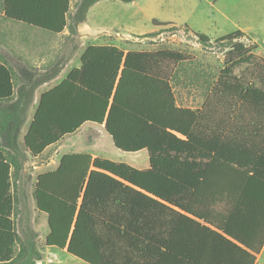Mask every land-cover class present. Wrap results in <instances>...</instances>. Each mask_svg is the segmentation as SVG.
I'll return each mask as SVG.
<instances>
[{
  "label": "trees",
  "instance_id": "16d2710c",
  "mask_svg": "<svg viewBox=\"0 0 264 264\" xmlns=\"http://www.w3.org/2000/svg\"><path fill=\"white\" fill-rule=\"evenodd\" d=\"M99 1L5 0L3 10L9 20L53 35L67 32L74 41ZM190 32L203 47L212 41ZM243 39L250 41L235 31L215 41L232 43L228 60L206 93L209 100L195 111L172 95L175 72L190 55L88 46L81 66L41 94L24 137L36 91L70 59L36 67L0 39V264L42 260L37 230L27 217L18 216L17 226L12 217L25 195V164L85 125L103 127L119 151H146L149 168L89 153L64 155L34 183L36 211L47 220L45 246L66 249L86 264H255L264 245V78L228 79L242 66L264 70V59ZM154 81L171 91L162 103L149 96ZM211 95L218 101L234 96L239 110L215 109ZM149 223L158 227L152 231ZM165 223H187L190 236L210 240L221 257L200 259L197 243L167 244Z\"/></svg>",
  "mask_w": 264,
  "mask_h": 264
},
{
  "label": "rangeland",
  "instance_id": "374dc122",
  "mask_svg": "<svg viewBox=\"0 0 264 264\" xmlns=\"http://www.w3.org/2000/svg\"><path fill=\"white\" fill-rule=\"evenodd\" d=\"M74 2V0H72ZM206 11L210 8L207 6L200 7ZM261 9L258 6H236L228 7L227 10L232 15L230 22H225L228 32H233V27L242 26L245 24L243 18L246 15L253 14L254 17H258L259 20L252 23L254 26L259 27L261 23ZM235 20V21H234ZM259 25V26H258ZM261 29V28H260ZM258 30L260 35L261 30ZM112 36V35H111ZM106 37L98 43L110 45L117 44L119 49L124 53L130 50L138 51H155V50H173L184 52L193 58L188 64L180 66L175 72L176 83L173 87L172 95L175 94L177 99V105L191 107V110L200 109L203 104L209 100L206 93L211 89L213 79L221 73L224 67V63L228 60L227 53L230 50L232 43L222 41L215 42L219 38L212 39L211 43L203 47L192 33L186 31L184 27H177L173 25H167L165 27H159L154 32L143 36H131L121 41H116L113 37ZM67 32L61 35H49L41 31L22 26L18 23L5 20L0 16V39L3 40L4 46L7 41V47L13 50L16 54L22 56L27 62L34 66H41L53 61L56 57L61 59H70L63 68H71L79 64V56L81 51L83 52L90 43L85 40H81L78 35L74 38V41H69ZM252 44L250 41L243 39V43L247 47H256L255 54L264 59L261 52V38L257 37ZM75 46H79L78 50L73 54ZM71 61V62H70ZM66 66V67H65ZM257 75L264 78V70L256 68L254 66L239 67L236 68L233 74L229 77L230 83H236L242 79L246 74ZM58 81V80H57ZM57 81H54L47 86H43L38 90V95L42 90L52 88L56 85ZM151 89L149 96H159L160 103L167 99L171 94L170 89L166 84L161 82H151ZM211 97L210 104L215 109L220 111H227L229 109L239 110L238 101L233 97L227 96L224 100L218 101V98L213 95ZM156 99V98H155ZM157 102L158 99H156ZM37 101L34 102L29 112V119L23 128L21 137L26 134L29 123L35 112ZM91 148L96 149L99 152V157L124 162L127 164L139 165L135 162H147V152L141 151L139 153H126L117 150L111 138L106 134L103 127H96L91 125L83 126L76 134L65 138L60 143L48 148L44 153L38 157L28 156V162L24 168V178L20 183L25 195L20 197L19 204L16 203L15 215L12 214L14 223L17 226L18 216L19 219L27 221L37 230L40 235V249H45L44 239L48 233L46 217L36 211L35 201L33 198L34 183L36 178L45 172L55 170L61 158L66 154L79 153L83 151H89ZM14 179H12V182ZM19 183V182H18ZM12 192V191H11ZM13 194V193H12ZM17 248L15 247V250ZM73 259V261L78 260ZM260 264H264V255L260 259Z\"/></svg>",
  "mask_w": 264,
  "mask_h": 264
},
{
  "label": "crops",
  "instance_id": "0c3cea01",
  "mask_svg": "<svg viewBox=\"0 0 264 264\" xmlns=\"http://www.w3.org/2000/svg\"><path fill=\"white\" fill-rule=\"evenodd\" d=\"M4 1L5 0H0V16L5 20L17 23L5 17L3 10ZM70 1L73 4V1ZM203 6L209 7L210 10L206 11L200 8ZM236 6L262 7V24L260 25L261 29L252 24L255 21L259 20V18L254 17L252 13L250 15L247 14V17L243 18L245 22L244 25H242L241 27L236 25L232 29H235V31H241L247 36L252 44H254L253 42H255V40H258L257 37H260L261 52H263L262 55L264 56V0H135L131 3H123L117 0H103L97 2L88 10L85 22L78 26V33L80 39L90 43V46H114L118 48L119 46L117 44L106 45L98 42L102 41L106 37L109 38L111 35V37L119 42L131 36H143L150 34L157 30V28H159L155 27V25L153 24V21H156L161 24L173 25L177 27L187 26L190 31L206 35L212 40L230 34V32H228L230 30L226 29L224 25L225 22H230L232 20V15L228 12L227 8ZM21 25L26 26L23 24ZM259 29L261 30L260 35L258 33ZM43 33L53 35L46 32ZM5 44V47L8 50L15 53L13 50L7 47V41L5 42ZM82 53L83 52L81 51V54L78 58L79 64L77 66L71 68L67 67L66 69L63 68L57 78L43 86H47L48 84L57 80L58 81L56 85H58L69 75V73L73 69L79 68L81 66L80 58ZM36 67H39V65H37ZM43 86H41L40 88H42ZM49 89L51 88L42 90L38 95L35 94V101L39 99L42 93L46 92ZM38 90L36 91V93L38 92ZM79 153H89L93 157L101 156L99 155V152L94 148H91L89 151H83ZM135 163H138L139 165H130L139 170L148 169V154L146 163ZM175 210L183 214V212L177 209ZM188 217L192 219L194 218L191 215H188ZM194 219L201 225H204L203 221L197 220L196 218ZM256 220L257 216H255L254 212L253 221L256 222ZM149 226L152 231L158 227L156 223H149ZM261 226H263L262 228H264V220L263 222H261ZM189 228L190 227L187 223H165V242L170 245H181V247L190 245L191 243H197L198 245H200V248L202 250L198 255L200 259L221 257V253L210 243V240L206 239L205 237H196V239L192 238L189 233ZM259 238L260 237H258V239ZM41 252L43 258L37 264H86L68 254L66 249L59 250L56 248L45 246V249ZM263 255L264 245L260 253L256 256L255 264H260V259ZM71 257L78 260V262L80 263H77V261H73Z\"/></svg>",
  "mask_w": 264,
  "mask_h": 264
}]
</instances>
